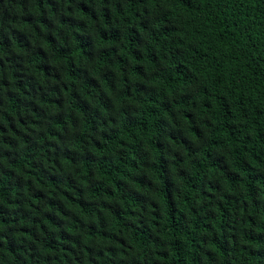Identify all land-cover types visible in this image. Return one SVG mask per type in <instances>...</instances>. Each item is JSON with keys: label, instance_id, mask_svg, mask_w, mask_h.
I'll return each mask as SVG.
<instances>
[{"label": "trees", "instance_id": "trees-1", "mask_svg": "<svg viewBox=\"0 0 264 264\" xmlns=\"http://www.w3.org/2000/svg\"><path fill=\"white\" fill-rule=\"evenodd\" d=\"M0 264H264V0H0Z\"/></svg>", "mask_w": 264, "mask_h": 264}]
</instances>
